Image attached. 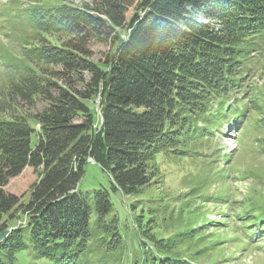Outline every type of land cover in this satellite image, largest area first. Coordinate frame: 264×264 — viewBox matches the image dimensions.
<instances>
[{
  "label": "trees",
  "instance_id": "16d2710c",
  "mask_svg": "<svg viewBox=\"0 0 264 264\" xmlns=\"http://www.w3.org/2000/svg\"><path fill=\"white\" fill-rule=\"evenodd\" d=\"M25 1L22 53L0 56L13 73L0 90V232L11 229L0 264H205L217 246L203 229L186 222L166 234L170 204L139 205L159 153L202 159L227 124L237 135L251 128L242 134L248 145L264 136V91L249 99L247 77L264 62V0ZM46 34L61 43H43ZM95 44L109 50L95 58ZM40 100L35 113L20 109ZM221 157L226 165L209 177L219 192L248 177L231 154ZM89 160L108 173L111 190L81 194ZM27 166L42 174L21 202L6 186ZM112 192L136 197L124 220ZM223 196L228 202L230 191ZM261 197L234 207L239 226L227 222L255 248L264 247Z\"/></svg>",
  "mask_w": 264,
  "mask_h": 264
},
{
  "label": "rangeland",
  "instance_id": "374dc122",
  "mask_svg": "<svg viewBox=\"0 0 264 264\" xmlns=\"http://www.w3.org/2000/svg\"><path fill=\"white\" fill-rule=\"evenodd\" d=\"M91 1L70 0L72 4L80 8H83L87 2L90 3ZM26 6L27 2L25 0H0V56L2 53L8 52L12 56L18 57L22 53L17 40L25 31V28L17 12ZM58 38H61V36L46 34L43 36L42 42L45 44L47 42L51 44L52 42H57L59 45L61 40H58ZM93 49L95 51V58H99L109 50V47L107 45L95 44L93 45ZM3 64L0 58V90L2 87H5L8 79L13 74ZM253 71L247 75L252 90L250 94L248 93L249 99L257 96L260 97V90L264 91V62L257 68H254ZM256 81L258 82L257 84L255 83ZM255 85H258L256 87L260 86V88H256ZM240 96L243 95L240 94ZM260 98L264 99V94ZM245 100V103L248 102L246 98ZM252 105L250 103L251 107ZM43 107L44 103L41 100L36 102L35 106L32 103L24 101L21 103L20 109L27 114H32ZM260 113L261 111H259V115ZM253 114L254 116L256 115L254 110ZM223 128L222 132L225 133L215 137V141L211 143V148L204 150L205 155H203L202 159L188 157L178 160L175 156L168 157L165 154L159 153L156 157L159 167L157 173H153L152 184L144 191L146 195L145 200H142L144 203L142 205L138 204H140L139 207L143 206L146 209L150 205L157 207L162 201V203L168 202L170 204L172 215L170 218L173 220H170L168 217L163 220L164 222H161L163 228L167 231L165 232L166 234H175L183 230L185 224L188 222L198 230L203 229L201 235L207 238L204 242H215L217 246L206 252L205 258L202 260L205 264H264V247L255 248L251 244L244 245L240 241H237V235L229 232L230 228H227L228 220V223L232 226H239L238 222L240 220L236 222L234 207L239 209L241 205L245 204L247 200L245 198L264 193V152L262 149L264 148V136L262 135V131H260L253 140L255 144L248 145L249 139L242 134L246 135L250 133L251 128L244 133H240V135H237L238 128L231 129L230 125H224ZM239 139H242L245 144H241ZM216 148L219 150L217 153L215 151L217 150ZM224 153L231 154V161L234 162L235 167L247 171L245 173L248 174V177L238 174V178L241 179H229L231 186L226 188L225 191L219 192L221 188L220 183L211 181L209 177L211 172H214L216 169L215 167L218 168V172H221L222 169L218 165L224 164L223 157H221ZM249 171H252L253 174ZM41 174V172L35 170L32 166H27L18 176L10 179L6 190L16 194L21 202H24L30 195L31 186L38 181ZM103 187L111 190V181L108 173L100 165L89 160L80 182L81 194L89 193L93 196L97 190ZM216 190H218L217 194L215 193ZM227 190L230 191L229 203L221 199ZM212 195H217L218 199H213ZM149 196H152L154 200H148ZM111 197L121 214L122 220H124V215H128L131 212L130 210L128 213L127 207L131 205V202L136 197L122 198L121 195L113 192L111 193ZM229 206H231V209ZM228 213L230 214L229 217H227ZM205 218L212 221L208 223L205 221ZM9 230L11 231V229ZM257 239L255 238V240ZM220 240L224 241L221 242ZM263 241H261V244L264 246ZM135 248L137 249L138 246L136 245ZM37 262L41 263V260Z\"/></svg>",
  "mask_w": 264,
  "mask_h": 264
},
{
  "label": "water",
  "instance_id": "95a60500",
  "mask_svg": "<svg viewBox=\"0 0 264 264\" xmlns=\"http://www.w3.org/2000/svg\"><path fill=\"white\" fill-rule=\"evenodd\" d=\"M10 230L7 229L5 231H3L1 234H0V242L2 241V239L5 237V235L9 232Z\"/></svg>",
  "mask_w": 264,
  "mask_h": 264
}]
</instances>
